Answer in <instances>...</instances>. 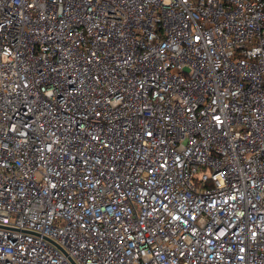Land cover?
I'll return each instance as SVG.
<instances>
[{
	"label": "built area",
	"instance_id": "obj_1",
	"mask_svg": "<svg viewBox=\"0 0 264 264\" xmlns=\"http://www.w3.org/2000/svg\"><path fill=\"white\" fill-rule=\"evenodd\" d=\"M0 264H264V0H0Z\"/></svg>",
	"mask_w": 264,
	"mask_h": 264
}]
</instances>
